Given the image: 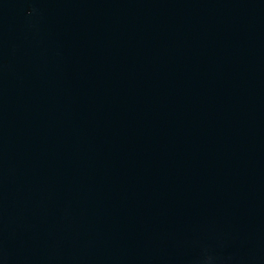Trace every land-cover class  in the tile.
<instances>
[{
	"label": "water",
	"instance_id": "1",
	"mask_svg": "<svg viewBox=\"0 0 264 264\" xmlns=\"http://www.w3.org/2000/svg\"><path fill=\"white\" fill-rule=\"evenodd\" d=\"M0 264H264V0H0Z\"/></svg>",
	"mask_w": 264,
	"mask_h": 264
}]
</instances>
